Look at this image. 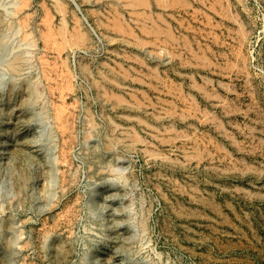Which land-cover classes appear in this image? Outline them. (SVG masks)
<instances>
[{"label": "rangeland", "instance_id": "374dc122", "mask_svg": "<svg viewBox=\"0 0 264 264\" xmlns=\"http://www.w3.org/2000/svg\"><path fill=\"white\" fill-rule=\"evenodd\" d=\"M135 2L0 0V264H264V0Z\"/></svg>", "mask_w": 264, "mask_h": 264}, {"label": "bare ground", "instance_id": "6f19581e", "mask_svg": "<svg viewBox=\"0 0 264 264\" xmlns=\"http://www.w3.org/2000/svg\"><path fill=\"white\" fill-rule=\"evenodd\" d=\"M136 2H138V3H140V5H141V3H144V2H146V0L144 1V0H136ZM136 2H135V6H136ZM137 3V4H138ZM14 5V4H13ZM134 5V4H133ZM139 5V4H138ZM137 5V6H138ZM144 5V4H143ZM11 11V10H10ZM119 23V21H117V24ZM14 25V24H13ZM119 25V24H118ZM0 30H2V29H0ZM81 33V32H80ZM80 33H79V35H80ZM78 35V36H79ZM78 36H77V38H78ZM82 36H83V34H82ZM84 36H86L85 34H84ZM2 38H3V36H1ZM80 37H81V35H80ZM87 37V36H86ZM82 38H84V37H82ZM79 40L81 39V38H78ZM77 39V40H78ZM86 39V40H85ZM84 40L85 41H87V39L88 38H85ZM4 40V38L2 39V41ZM82 40V39H81ZM83 40V41H84ZM84 41V42H85ZM5 42V41H4ZM5 45H6V43H4ZM3 49H4V46H3ZM10 51V50H9ZM22 53V52H21ZM17 54V53H16ZM18 54H20V53H18ZM24 54V53H23ZM22 54V55H23ZM20 56V55H19ZM13 57L11 60H9V61H7L8 62V68L11 70V71H13V72H15V73H17V74H19V73H21L22 71H24V64H26V63H24V59L22 58V57ZM25 56V55H24ZM26 57V56H25ZM24 57V58H25ZM9 59V58H8ZM6 60H7V58H6ZM5 60V61H6ZM5 65V64H4ZM7 66V65H6ZM5 66V67H6ZM12 75V74H11ZM16 75V74H15ZM17 76V75H16ZM35 83V82H34ZM36 84V83H35ZM34 84V85H35ZM37 87H39V86H37ZM37 87H36V89H33L34 90V93L36 94V95H38V92H37ZM41 96V95H40ZM35 99H38V98H35ZM39 100H40V98H39ZM38 100V101H39ZM33 102H34V100H33ZM37 102V101H36ZM36 102H35V104H36ZM45 106V105H44ZM45 108V107H44ZM45 115H47V112L45 113Z\"/></svg>", "mask_w": 264, "mask_h": 264}, {"label": "water", "instance_id": "95a60500", "mask_svg": "<svg viewBox=\"0 0 264 264\" xmlns=\"http://www.w3.org/2000/svg\"><path fill=\"white\" fill-rule=\"evenodd\" d=\"M75 4H76V6L78 7V9L80 10V7L78 6V4L75 2ZM81 11V10H80ZM85 20L87 21V23L89 24V22H88V20H87V18H85ZM90 25V24H89ZM90 27H91V29H92V31H93V33L97 36V33H96V31H95V29L90 25Z\"/></svg>", "mask_w": 264, "mask_h": 264}]
</instances>
